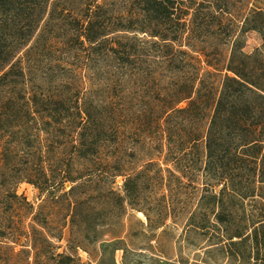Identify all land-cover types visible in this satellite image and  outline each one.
I'll return each mask as SVG.
<instances>
[{
  "label": "trees",
  "instance_id": "obj_1",
  "mask_svg": "<svg viewBox=\"0 0 264 264\" xmlns=\"http://www.w3.org/2000/svg\"><path fill=\"white\" fill-rule=\"evenodd\" d=\"M110 1L0 0V264H145L122 220L165 229L171 178L182 191L187 173L203 184L187 225L205 255L264 264V3L238 33L228 0H122L123 13ZM52 24L69 32L70 55L42 53ZM238 34L259 35L261 49L245 54ZM40 59L55 66L44 78ZM59 69L70 85L51 82ZM86 75H110L126 95L89 98ZM162 149L179 179L161 177Z\"/></svg>",
  "mask_w": 264,
  "mask_h": 264
},
{
  "label": "rangeland",
  "instance_id": "obj_2",
  "mask_svg": "<svg viewBox=\"0 0 264 264\" xmlns=\"http://www.w3.org/2000/svg\"><path fill=\"white\" fill-rule=\"evenodd\" d=\"M257 2L259 4L264 3V0H228L229 5L227 10L233 18V25L238 33H241L240 30L244 27L250 11ZM110 6L118 13H123L126 7V5H123L122 0H111ZM44 25L45 23L42 24V27H44ZM47 34V39L49 40L48 45L45 46L42 53L52 54L53 57L56 58L61 57L62 55H70L72 53V46L65 47L64 45V40L69 34L65 28L58 27L57 24H52L48 29ZM237 36L240 37L239 34ZM240 40L244 45V53L247 55H252L256 50L261 49L262 47L261 38L257 34L241 36ZM36 66L38 69L34 72H36L37 78H44L43 76L50 71V68L55 67L52 62H46V60L43 59H40L39 64ZM202 68L205 70L204 66ZM65 73L67 72L60 69L54 70L51 82L55 85H63L64 83L70 85L73 75H65ZM80 88L84 94L89 96V98L98 101L116 99L118 103L122 101V97L125 96L127 92L125 87L122 88L118 83L113 82L110 75H103L99 80L86 75ZM185 107V105H181L179 108L184 109ZM127 145H131L129 141L127 142ZM147 155V151L141 149L137 157V162H139L138 167L144 165L142 162L145 161ZM166 156V150L162 149L161 154L155 155L153 158L154 163L162 172L161 177H163L164 180H168L169 177L166 172L170 171L177 179H179L180 175L175 171L174 166L166 164ZM201 166L198 165L197 169L200 170ZM187 175L188 179L181 181L184 185L182 191H180L181 186L178 181L171 178V187L174 191H177L174 195L176 196L175 213L173 220H168L166 222V228L160 231H154L148 228L147 220L143 215L138 213H128L122 220L120 230L122 234L124 233L125 243L130 251L136 252L137 255H140V259L145 264H230L220 257H207L204 252L206 240L201 238L198 234H190L187 225L188 219L190 214L195 211L199 198L198 193L194 190L198 189L201 191L203 189L201 185L203 184L200 180L201 177L199 174L194 177L189 176V173H187ZM191 182H195V184L192 186ZM122 186L123 180L118 179L114 188L117 192H120ZM162 194L163 193H161V195ZM18 196H23L29 204L34 206L35 209H38L41 204L38 192L30 186L22 185L19 187ZM155 203L157 202L150 205L157 206ZM151 221H156L155 214L151 215ZM68 238L69 233L66 231L64 233V241L61 244L62 247L66 246ZM82 259L86 261L84 255H82ZM121 259L122 255L118 254L117 261L119 263L121 262Z\"/></svg>",
  "mask_w": 264,
  "mask_h": 264
}]
</instances>
